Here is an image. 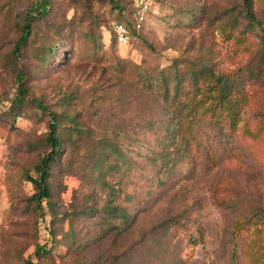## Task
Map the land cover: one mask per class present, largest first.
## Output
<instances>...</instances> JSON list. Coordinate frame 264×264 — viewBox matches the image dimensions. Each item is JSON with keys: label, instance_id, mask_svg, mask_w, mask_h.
<instances>
[{"label": "rangeland", "instance_id": "rangeland-1", "mask_svg": "<svg viewBox=\"0 0 264 264\" xmlns=\"http://www.w3.org/2000/svg\"><path fill=\"white\" fill-rule=\"evenodd\" d=\"M35 1L0 0V264H264V133L229 142L206 122L164 166L154 156L166 123L154 122L168 114L139 80L215 63L255 92L240 124L264 125V0L253 21L244 0H148L144 29L124 44L111 0H51L15 62ZM20 67L28 98L75 115L61 119L72 133L51 170L54 219L47 199L42 209L30 198L50 116L29 101L16 112Z\"/></svg>", "mask_w": 264, "mask_h": 264}, {"label": "trees", "instance_id": "trees-1", "mask_svg": "<svg viewBox=\"0 0 264 264\" xmlns=\"http://www.w3.org/2000/svg\"><path fill=\"white\" fill-rule=\"evenodd\" d=\"M111 1L118 14L113 19L121 20L129 25L132 28L134 37L139 35L144 29L150 8L142 28L138 31L135 28V11L138 9L136 0H131L128 11L125 10L127 4L125 5L122 0ZM255 1L244 0L243 13L250 21L257 20L254 12ZM50 6L51 0H36L24 11L20 24L21 33L13 49V61L16 62V59L20 58L23 49L29 44L34 33L35 22L40 18H48ZM111 21L109 23L110 28ZM113 36L118 43L114 33ZM57 45L55 43L48 46L50 53L56 51ZM198 64L197 68L192 66L185 71L179 68L173 70L162 68L152 74H147L146 72L139 75L141 88L158 97L159 101L165 105L166 113L168 114L166 121L155 119L154 122L157 125L163 122L166 123V131L160 143L162 150L154 156V158H162L164 166L173 161L172 153L182 154L199 141L197 130L206 122H209L218 135L228 138L229 142H234L235 136L241 134H247L255 141H259L264 133V125H259L256 129L252 125L246 124L243 126L240 124L241 120L244 119V112L248 106L252 105L255 95V92H251L247 87V80L240 75H236L234 70L217 69L215 63L200 62ZM24 72L22 67L17 71L18 94L15 97V101H13V107L15 105L16 112H19L18 110H21L20 108L29 101L50 116L49 130L45 137L46 143L50 145V150L44 153L36 164L37 175L27 174V178L33 181L37 188V191L30 198L36 202L38 208L42 209L43 200L47 199L52 219H54L60 214L51 202V170L53 165L62 157L67 135L72 133L68 128L64 127L61 119L68 117L73 119L75 115L72 116L68 111L52 109L40 97L33 96L28 98ZM250 74V78L252 77L255 80H259L263 76L255 71H251ZM246 122L249 123L248 121ZM76 128H80V126H76ZM260 220L259 214L254 213L247 219V222L253 221L256 223ZM50 233H54V228L50 229ZM38 248L39 251H47L43 245H39ZM30 264L39 263L30 261Z\"/></svg>", "mask_w": 264, "mask_h": 264}, {"label": "built area", "instance_id": "built-area-1", "mask_svg": "<svg viewBox=\"0 0 264 264\" xmlns=\"http://www.w3.org/2000/svg\"><path fill=\"white\" fill-rule=\"evenodd\" d=\"M136 3L138 9L135 11V28L139 31L147 17L150 8V1L136 0ZM111 29L119 44L128 43L134 37L132 28L121 20L113 19L111 21Z\"/></svg>", "mask_w": 264, "mask_h": 264}]
</instances>
